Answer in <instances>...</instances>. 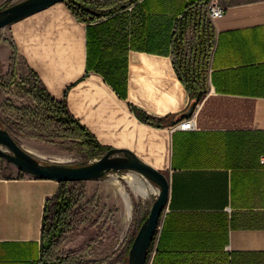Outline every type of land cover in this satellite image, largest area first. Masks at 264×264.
I'll list each match as a JSON object with an SVG mask.
<instances>
[{
	"label": "crops",
	"instance_id": "obj_1",
	"mask_svg": "<svg viewBox=\"0 0 264 264\" xmlns=\"http://www.w3.org/2000/svg\"><path fill=\"white\" fill-rule=\"evenodd\" d=\"M193 1H143L153 41L149 51L129 50L124 96L88 70L99 29L91 27L88 37V25L64 3L15 23L14 46L106 151L130 152L166 175L169 199L148 264H264V0H221L224 13L211 20L206 92L193 112L196 130L181 131L177 117L192 97L161 44L162 17ZM139 25L129 17V32ZM3 168L0 157V264H37L45 205L58 183L6 177Z\"/></svg>",
	"mask_w": 264,
	"mask_h": 264
},
{
	"label": "trees",
	"instance_id": "obj_2",
	"mask_svg": "<svg viewBox=\"0 0 264 264\" xmlns=\"http://www.w3.org/2000/svg\"><path fill=\"white\" fill-rule=\"evenodd\" d=\"M100 1L102 3H99ZM140 1L65 0L63 2L77 20L88 25V37L91 27L99 29L96 58L91 63L88 53V70L102 75L104 80L122 96L126 89L129 50L149 51L151 48L148 47V44L153 41L152 37L150 39L145 35V23L142 21L141 13L144 0ZM209 2L210 0L193 1L187 3L177 16L162 17L164 23L162 32L164 30L165 36L161 37V44L169 51L176 74L190 92L191 101L195 99L197 102H200L206 92L204 85L207 81L209 62L215 46L214 26L207 11L204 10V6L206 7ZM7 6L3 5L2 7ZM130 6L133 7L131 11H128ZM130 16H133L140 24L136 33H133L132 28L130 32L128 31ZM149 18L147 17V19ZM100 19L104 20L94 24ZM14 50L17 53L15 46ZM27 70L38 83L35 93L36 107L25 110L22 117L29 127H33L35 133L32 137L51 144H65L70 140L81 142L86 149L88 159H95L107 152V149L102 147L88 130L71 115L65 100L57 101L51 97L37 74L28 67ZM15 82L14 71L4 76L0 75V89L10 88ZM137 114L142 121L150 122L152 120L144 113L137 112ZM14 116L11 126L18 132V108H15ZM157 124L161 125V120ZM0 125L11 133L12 130L7 128L1 118ZM25 176L27 175H23L21 172L18 175L20 178ZM66 185L65 182L61 183V187L54 197L46 202L42 222L40 258L37 264H75L72 257L54 258L52 256L56 238L72 221L70 213L75 201ZM52 202L53 212L50 213V203ZM148 215L149 213L140 222L138 231ZM134 238L129 243L126 255ZM149 259L150 253L147 261Z\"/></svg>",
	"mask_w": 264,
	"mask_h": 264
},
{
	"label": "rangeland",
	"instance_id": "obj_3",
	"mask_svg": "<svg viewBox=\"0 0 264 264\" xmlns=\"http://www.w3.org/2000/svg\"><path fill=\"white\" fill-rule=\"evenodd\" d=\"M20 1L23 0H0V6ZM217 1L221 5L222 1ZM207 6H204L205 11L208 10ZM13 27L14 24L0 29V75L4 76L12 71L16 74V82L12 87L0 89V118L12 130L11 134L16 141L44 164L82 166L94 161L98 157L88 159L81 142L70 140L65 144H51L32 137L35 131L22 117L25 110L36 107L38 83L27 70L24 61L15 53ZM15 108H18V132L11 126ZM3 164V176L19 175L20 171L14 165L5 159ZM130 176H138L145 182L148 190L146 197L135 193L127 180ZM56 183L60 188L63 182ZM65 183L75 201L70 213L72 221L56 238L52 256L72 257L75 264H128L127 248L137 235L140 222L150 212L158 197V187L132 171L110 173L97 180ZM122 190L130 196V218ZM51 211L53 212V202L50 203V213Z\"/></svg>",
	"mask_w": 264,
	"mask_h": 264
},
{
	"label": "water",
	"instance_id": "obj_4",
	"mask_svg": "<svg viewBox=\"0 0 264 264\" xmlns=\"http://www.w3.org/2000/svg\"><path fill=\"white\" fill-rule=\"evenodd\" d=\"M65 0H23L7 7H0V29L15 24ZM198 104L193 99L188 109L177 120L190 118ZM0 157L14 165L21 173L42 180L75 182L97 180L110 173L132 171L159 189L148 217L141 225L128 252V264H148L147 258L160 224V219L169 199V181L158 171L127 151L108 150L101 157L82 165L44 164L25 150L6 129L0 127Z\"/></svg>",
	"mask_w": 264,
	"mask_h": 264
},
{
	"label": "built area",
	"instance_id": "obj_5",
	"mask_svg": "<svg viewBox=\"0 0 264 264\" xmlns=\"http://www.w3.org/2000/svg\"><path fill=\"white\" fill-rule=\"evenodd\" d=\"M224 8L218 3L217 0H213L208 7L207 15L211 20L219 18L223 15ZM176 129L181 131H193L196 130L195 118L192 115L190 118L183 119L176 125ZM262 163L264 164V157L262 158Z\"/></svg>",
	"mask_w": 264,
	"mask_h": 264
},
{
	"label": "bare ground",
	"instance_id": "obj_6",
	"mask_svg": "<svg viewBox=\"0 0 264 264\" xmlns=\"http://www.w3.org/2000/svg\"><path fill=\"white\" fill-rule=\"evenodd\" d=\"M127 180L130 183L131 187L136 191L135 193L141 194L144 197H146L148 195V190L146 188V184L140 177L130 176V177H127ZM154 191H155V193H157V191L155 189H154ZM121 194H122L123 199L125 201L128 217L130 218L132 216V205H131L130 196L124 190L121 191Z\"/></svg>",
	"mask_w": 264,
	"mask_h": 264
}]
</instances>
